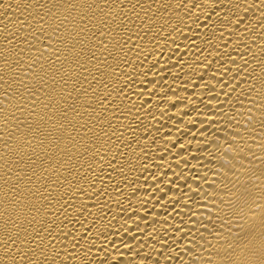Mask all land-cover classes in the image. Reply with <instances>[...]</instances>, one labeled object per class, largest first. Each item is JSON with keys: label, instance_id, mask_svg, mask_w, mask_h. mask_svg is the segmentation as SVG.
Segmentation results:
<instances>
[{"label": "bare ground", "instance_id": "1", "mask_svg": "<svg viewBox=\"0 0 264 264\" xmlns=\"http://www.w3.org/2000/svg\"><path fill=\"white\" fill-rule=\"evenodd\" d=\"M0 264H264V0H0Z\"/></svg>", "mask_w": 264, "mask_h": 264}]
</instances>
